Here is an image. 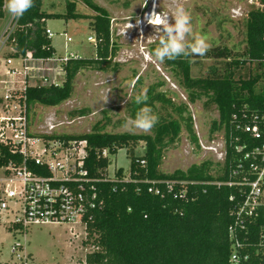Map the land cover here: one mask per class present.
Wrapping results in <instances>:
<instances>
[{
	"label": "trees",
	"instance_id": "1",
	"mask_svg": "<svg viewBox=\"0 0 264 264\" xmlns=\"http://www.w3.org/2000/svg\"><path fill=\"white\" fill-rule=\"evenodd\" d=\"M83 1L97 13L91 23L96 41L95 57L69 60L62 85L28 89L26 105L55 107L71 97L73 80L81 69L103 70L110 66V57L115 54L110 42V18L92 0ZM261 4L262 9L253 8L247 13L245 47L241 53L216 47L192 57L214 61L205 76L191 77L190 56L165 60L162 64L176 72L179 86L186 91L190 103L205 97L206 108H216L218 112L216 126L224 130L225 156L214 174L210 173L209 162L192 166L186 172L165 174L160 170L164 149L177 141L182 128L191 142L197 144L187 105H176L161 92L148 96V104L159 117L152 135L105 133L95 127L81 135L38 136L48 142L59 141L65 147L72 141H85L84 165L93 179L108 175L109 157L117 150L125 149L130 159L128 172L116 168L115 181L98 184L103 205L93 212V220L87 224L85 242L98 250L86 255L85 264H231L228 227L233 222L235 202L229 198L235 189L217 188L209 182L227 180L228 167L235 156L232 128L248 121L253 114H264V0ZM4 5L5 0H0V19L4 16ZM82 17L75 13L72 3L66 5L64 15L57 16L41 11V0H34V6L17 20L8 38L7 44L14 50L9 57L51 56L54 49L45 34L46 21ZM155 102L160 104L158 109ZM139 142L145 146L144 153L137 156L134 148ZM103 150L107 152L105 157L101 156ZM7 156L0 160V166L6 163ZM125 176H129L128 181L121 180ZM167 182H173L176 195L184 191V197L174 198L173 193H168ZM151 187L159 189L161 195L149 192ZM261 224L257 222L251 230L252 246L247 249L249 259L245 264H264V256L256 244Z\"/></svg>",
	"mask_w": 264,
	"mask_h": 264
},
{
	"label": "rangeland",
	"instance_id": "2",
	"mask_svg": "<svg viewBox=\"0 0 264 264\" xmlns=\"http://www.w3.org/2000/svg\"><path fill=\"white\" fill-rule=\"evenodd\" d=\"M92 1L110 18V42L115 50L114 56L110 57V66L103 70L93 67L81 69L73 80L69 99L55 107L36 103L27 105L25 117L23 113L20 114L22 106H17L16 100L7 107L0 100V116H3L0 118H22V121L15 123L17 128H26L30 137L37 138L39 135H81L95 127L105 133L152 135L154 128L145 132L124 125L134 110L140 107L134 103V97L141 89H146L148 96L161 92L176 105H187L197 144L191 142L182 128L177 141L164 149L160 170L165 174L186 172L192 166L209 162L212 164L210 173L214 174L224 156V130L216 126L218 112L216 108H206L205 97L190 103L186 91L179 86L176 72L155 60L152 52L158 40L153 36L154 27L147 23L145 16L154 10L166 14L170 22H174L172 15L176 7L183 5L191 15L193 32L206 40L207 50L226 47L241 53L245 47L247 13L253 8L262 9L261 0H147L146 4L145 0ZM68 3H72L75 13L83 17L68 21L62 18L48 19L46 28L54 34L51 46L57 55L74 53L79 58L95 57L96 43H89L87 38L94 36L91 23L97 13L83 0H41V11L62 16ZM138 19L140 24H137ZM11 20L12 16L4 6V16L0 19L1 41ZM130 24L133 27L130 28ZM64 33L72 39L66 47L62 36ZM12 53L13 49L8 45L0 48V80L5 74V60ZM193 56H190L191 77L205 76L214 61L202 57L195 59ZM13 63L17 64L16 61ZM105 97L107 102H104ZM154 104L158 109L160 104ZM12 105L16 106L10 108ZM80 112H84V115ZM144 146L143 142L135 146L137 156L144 153ZM109 162L110 176L116 168L128 172L130 167L125 149L117 150L115 155L109 157ZM6 230L0 217L1 261L5 260L8 248L14 241ZM73 231L68 225H33L25 230L24 237L16 236V239L25 242L26 250L37 264H84L90 251V244L85 243L87 233L79 226H75Z\"/></svg>",
	"mask_w": 264,
	"mask_h": 264
},
{
	"label": "built area",
	"instance_id": "3",
	"mask_svg": "<svg viewBox=\"0 0 264 264\" xmlns=\"http://www.w3.org/2000/svg\"><path fill=\"white\" fill-rule=\"evenodd\" d=\"M17 20L12 17L3 32L4 40L0 39V48L8 45ZM45 34L50 40L54 37L48 28ZM62 36L66 47L72 39L65 33ZM87 41L96 42L92 36ZM77 58L74 53L61 56L55 51L47 58L32 55L8 57L4 63L6 68L3 67L5 74L0 80V100L5 107L16 100L17 106H22L20 114L25 117L27 90L61 86L67 62ZM17 121L22 118H0V160L8 155L6 163L0 166V217L7 227V234L14 238L8 255L4 261L0 260V264H37L26 250L25 242L16 236L24 237L25 230L33 225H68L71 232L79 226L87 233L93 212L103 205L98 184L115 177L114 174L101 179L88 176L84 165L87 156L85 141H72L66 147L59 141L46 142L40 137H30L26 128H17ZM232 133L235 135L231 140L235 156L229 164L227 180L209 184L235 189V194L229 198L235 202L233 222L228 227L229 261L231 264H245L249 259L247 249L252 246L249 243L253 235L251 230L257 222L262 223L257 232V249L264 256V114L251 115L248 121L232 128ZM223 148L225 156V144ZM106 155L103 150L101 156ZM121 180L128 181L129 176ZM165 185L167 192L173 193V182ZM149 192L161 195L154 187L149 188ZM184 193H173V197L182 198ZM97 250L98 247L90 245L88 254Z\"/></svg>",
	"mask_w": 264,
	"mask_h": 264
},
{
	"label": "clouds",
	"instance_id": "4",
	"mask_svg": "<svg viewBox=\"0 0 264 264\" xmlns=\"http://www.w3.org/2000/svg\"><path fill=\"white\" fill-rule=\"evenodd\" d=\"M147 0H145V4ZM34 6V0H6L5 7L14 19H20ZM155 8V5L153 6ZM145 20L154 27L158 45L152 52L155 60L163 63L165 60H175L180 57L192 55H204L208 49L206 40L193 32L191 15L183 5L176 7L172 20L164 13H157L154 10L146 14ZM141 21L138 19L137 24ZM133 27L130 24V28ZM150 36V37H153ZM149 37V38H150ZM146 89H141L134 97V103L141 105L134 117L125 121V127L137 128L145 132L150 131L159 121L158 115L148 104ZM107 102V97L104 98Z\"/></svg>",
	"mask_w": 264,
	"mask_h": 264
}]
</instances>
